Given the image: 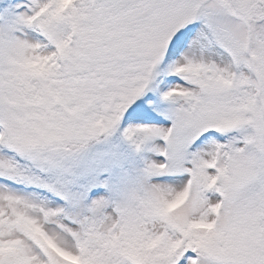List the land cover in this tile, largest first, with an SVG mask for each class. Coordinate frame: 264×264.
Returning <instances> with one entry per match:
<instances>
[{
	"label": "snow or ice",
	"instance_id": "obj_1",
	"mask_svg": "<svg viewBox=\"0 0 264 264\" xmlns=\"http://www.w3.org/2000/svg\"><path fill=\"white\" fill-rule=\"evenodd\" d=\"M0 264H264V0H0Z\"/></svg>",
	"mask_w": 264,
	"mask_h": 264
}]
</instances>
